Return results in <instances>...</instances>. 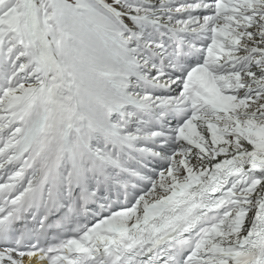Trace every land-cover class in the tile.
I'll return each instance as SVG.
<instances>
[{"label": "snow or ice", "instance_id": "1", "mask_svg": "<svg viewBox=\"0 0 264 264\" xmlns=\"http://www.w3.org/2000/svg\"><path fill=\"white\" fill-rule=\"evenodd\" d=\"M0 264H264V0H0Z\"/></svg>", "mask_w": 264, "mask_h": 264}]
</instances>
